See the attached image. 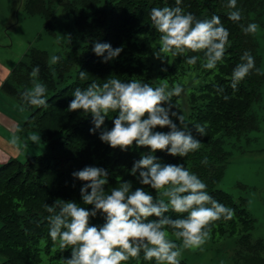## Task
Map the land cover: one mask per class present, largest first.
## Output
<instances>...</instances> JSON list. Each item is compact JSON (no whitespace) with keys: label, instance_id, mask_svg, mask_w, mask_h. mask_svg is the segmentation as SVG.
<instances>
[{"label":"trees","instance_id":"obj_1","mask_svg":"<svg viewBox=\"0 0 264 264\" xmlns=\"http://www.w3.org/2000/svg\"><path fill=\"white\" fill-rule=\"evenodd\" d=\"M227 0H182L181 7L197 18L206 19L212 15L220 17L229 31V43L222 61L213 70L201 67V60L189 66L185 57H164L159 55V33L151 25L150 11L153 7L175 6V0H19L17 4L28 14L40 15L51 23L58 6L74 18L70 47L55 65L49 64L47 52L32 50L16 65L2 86L4 93L23 103L21 94L32 87L31 72L39 67L38 81L46 88L48 107L24 105L30 112L24 127L38 130L49 142L50 152L28 158L26 162L11 159L0 165V255L1 264H61V259L70 258V249L61 251L54 246L49 236V225L45 204L52 205L57 199L73 201L84 206L80 190L83 182L74 179L73 172L86 166L104 168L109 173L105 190L118 186L117 177L130 181L134 191L141 187L136 177L130 174L133 163L148 150L133 146L128 151L112 149L99 139V131L90 133L94 127L92 117L81 111H67L74 98L76 88L84 89L95 82L102 84L109 77L123 82L131 79L149 83L153 87L188 81L187 104L184 120L188 126L206 125L205 135L198 137L202 146L198 151L184 158L169 156L166 152L155 155L161 163L183 164L207 185L208 193L218 202L234 209L230 221L221 219L212 225L210 236L223 239L237 238L245 250L240 251L242 264H264V243L253 241L251 231L255 219L247 208V201L236 200L218 186L233 153L229 147L238 144L249 134L256 133L260 126L258 109L264 94V75L253 73L246 77L237 90L230 86L231 75L240 57L250 51L257 69L264 72V55L258 39L264 21V0H237V8L243 19L233 22L228 19L231 11ZM16 8H13L15 11ZM256 23L255 34L245 35L241 24ZM109 43L113 48L122 47L119 57L108 63L93 51L95 42ZM167 69L162 71V69ZM88 73L86 79L79 78V72ZM224 88L217 94L216 87ZM223 95L230 98L223 99ZM181 99L173 97L174 111L180 112ZM116 113L106 118L107 129L113 127ZM112 118V119H111ZM168 131V129H157ZM195 134V133H194ZM207 159V164L202 160ZM154 197L155 191L145 186ZM159 198H167L160 196ZM91 209V206H87ZM173 219L180 214L169 212ZM186 215V214H183ZM149 219H155L151 217ZM104 217L98 214L91 224L101 226ZM169 238L175 240L171 235ZM177 243H180L177 241ZM239 255V252H238ZM239 256V257H240ZM125 264H155L140 257L130 258ZM180 264H188L180 258Z\"/></svg>","mask_w":264,"mask_h":264},{"label":"clouds","instance_id":"obj_2","mask_svg":"<svg viewBox=\"0 0 264 264\" xmlns=\"http://www.w3.org/2000/svg\"><path fill=\"white\" fill-rule=\"evenodd\" d=\"M181 4L182 0H175L174 7H153L149 13L151 25L159 33L156 58L185 57L184 62L193 66L201 56H189L188 53H202L201 67L215 69L225 56L229 31L219 16L200 19L185 12ZM226 7L231 10L228 13L230 21L243 19L237 0H227ZM258 28L256 23L241 24L245 35L255 34ZM68 39L70 41V37ZM93 51L108 63L119 57L123 48L97 41ZM60 60L61 57L53 55L49 64L55 65ZM240 61L231 75L230 86L234 91L253 70L264 75L256 68L250 51H245ZM39 72L38 66L32 69V87L21 94L20 112L25 111L24 105L48 107L47 88L38 81ZM88 75L79 72L81 80ZM183 92L184 88L179 84L169 89L166 83L153 87L136 79L123 82L110 77L102 84L93 82L84 89L73 91L74 98L67 111L82 110L90 115L94 125L91 134L99 131L101 142L112 149L128 151L135 146L148 151L133 163L130 174L141 185L134 191L130 181H122L119 177L118 186L106 191L108 171L86 166L72 174L74 179L83 182L80 195L84 206L60 199L52 205L45 204L49 213V236L54 246L61 251L70 249V258L61 259V264H125L130 258L138 259L141 253L145 261H155V264H180L182 249H202L210 238L212 225L221 219L230 221L233 218L234 209L215 200L208 193L206 183L196 174L183 164L161 163L155 155L166 152L169 156L184 158L202 146L198 137L205 135L206 125L198 123L190 127L184 116L173 110L172 98ZM216 92L223 94L224 88L217 86ZM229 98L223 95L224 100ZM110 112L116 115L111 118L113 127L109 130L103 126ZM165 128L168 131H157ZM27 139L32 144H40L39 133H32ZM17 140L13 137L11 143L16 144ZM202 163L206 165L207 159ZM145 186L155 191V197L145 190ZM160 196L167 198V202ZM170 211L182 218L166 215ZM98 214L104 217V223L92 225V218ZM151 217L155 219H149ZM166 229L172 230L175 240L169 238Z\"/></svg>","mask_w":264,"mask_h":264},{"label":"rangeland","instance_id":"obj_3","mask_svg":"<svg viewBox=\"0 0 264 264\" xmlns=\"http://www.w3.org/2000/svg\"><path fill=\"white\" fill-rule=\"evenodd\" d=\"M18 1L0 0V12L5 10V12L9 13V16L12 14L15 20L19 19L18 35L24 42L25 48L18 49L15 53H22L25 50L26 55L27 52L32 50L45 51L49 59L53 55L60 56L65 54L70 47L68 38L70 37L71 40L72 35H74V18L64 12L62 6H58L55 11V17L49 24L45 22L42 16L31 15L23 11L20 5L17 4ZM13 8H16L15 11ZM259 29L258 39L264 55V21L263 26ZM181 86L184 88V92L182 93L184 99H181L182 108L180 113L185 116V105L187 104L185 90L187 86L191 85H189L188 81H183ZM13 100L12 104L18 107L20 104L16 100ZM257 109L260 119L259 129L256 133H251L247 138H243L238 144L233 143L229 147L233 155L226 166L224 177L218 187L231 194L236 200L244 199L247 201V208L255 219V226L251 231V237L253 241H264V94ZM22 113H25L27 121L30 112L25 109ZM14 114L18 115L19 113ZM12 119L16 120L14 116ZM25 122L22 123L20 132L17 133L18 136L16 135L20 139H23V136L26 135L24 142L20 143L21 145L18 150H16V147H12L13 151L19 152L17 154L18 161L23 163L35 154L41 155L51 150L49 142L43 139L42 134L34 128H25ZM32 133L40 134L39 145L32 144L27 139ZM1 227L2 223L0 221ZM237 238L223 239L214 237L213 239L210 236L202 246V249H182L181 259L186 260L188 264H242L240 251H244L245 247L243 248L236 241ZM3 261L4 257L0 255V264Z\"/></svg>","mask_w":264,"mask_h":264},{"label":"crops","instance_id":"obj_4","mask_svg":"<svg viewBox=\"0 0 264 264\" xmlns=\"http://www.w3.org/2000/svg\"><path fill=\"white\" fill-rule=\"evenodd\" d=\"M3 12H0V165L11 159L19 160L17 158L19 152L13 151L12 147H16V150H18L20 143L24 142L26 136H23V139L17 137L22 123L26 121L25 113L20 112L19 108L12 104L13 99L2 90L3 84L9 78L13 69L24 58L25 50L22 53L15 52L18 49H24L25 44L18 35L19 19L15 20L14 16L12 14L9 16V13L5 10ZM12 112L13 114H19L13 115ZM13 116L16 120L12 119ZM13 137L18 138L16 144L11 143ZM36 155L38 154L33 156Z\"/></svg>","mask_w":264,"mask_h":264}]
</instances>
